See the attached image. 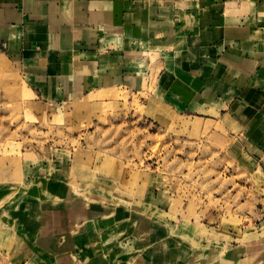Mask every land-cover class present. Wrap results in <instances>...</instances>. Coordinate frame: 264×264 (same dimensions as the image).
Returning a JSON list of instances; mask_svg holds the SVG:
<instances>
[{"label": "crops", "instance_id": "1", "mask_svg": "<svg viewBox=\"0 0 264 264\" xmlns=\"http://www.w3.org/2000/svg\"><path fill=\"white\" fill-rule=\"evenodd\" d=\"M0 50L46 100L152 82L160 112L213 123L264 180V0H0ZM3 164L0 201L14 180ZM84 167L42 174L19 194L29 206L16 225L37 227L25 240L42 243L44 262L141 264L129 261L139 240L165 264H264V204L247 234L205 218L161 221L143 205L88 202L77 186Z\"/></svg>", "mask_w": 264, "mask_h": 264}, {"label": "rangeland", "instance_id": "2", "mask_svg": "<svg viewBox=\"0 0 264 264\" xmlns=\"http://www.w3.org/2000/svg\"><path fill=\"white\" fill-rule=\"evenodd\" d=\"M11 57L0 50V165L6 162V173L14 177L6 179L9 184L3 178L8 193L0 201V264H52L42 260L50 257L42 243L25 240L39 235L31 233L37 227L16 225L22 220L18 207L29 206L18 198L42 174L74 173L77 164L85 166L83 178L76 179L88 202L101 199L137 210L143 205L153 219L205 218L226 230L249 232L264 204V180L238 145L218 136L216 125L160 112L147 80L142 89L135 83L99 86L92 99L46 100L31 95ZM129 246L131 262L139 256L141 264L169 260L163 252L156 258L144 241Z\"/></svg>", "mask_w": 264, "mask_h": 264}]
</instances>
